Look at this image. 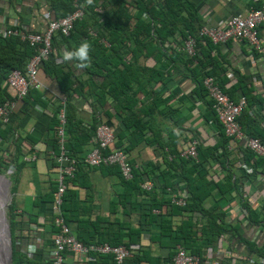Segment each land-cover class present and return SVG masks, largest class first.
Wrapping results in <instances>:
<instances>
[{
	"label": "crops",
	"instance_id": "1",
	"mask_svg": "<svg viewBox=\"0 0 264 264\" xmlns=\"http://www.w3.org/2000/svg\"><path fill=\"white\" fill-rule=\"evenodd\" d=\"M35 1L16 0L13 6H8L5 0H0V24L5 22L6 17L14 23L16 13L21 11L28 15V19H23L24 24H21L23 30H42L47 22L46 14L40 17V13L33 6ZM188 1L192 2L196 14L195 26L222 24L230 15L243 13L254 5L251 0ZM103 4L106 7L113 6L114 1L103 0ZM182 15H185V12H182ZM130 38L128 44L134 48L135 37ZM258 38L264 49L263 26L258 28ZM175 39L176 32L164 39L162 48L167 50L163 51L164 54L151 49L148 42H143V46L137 45L139 51L135 52L133 63L140 65L141 69L134 70L132 66L131 69L122 68L121 77L120 74H116L117 77L113 74L115 87L111 83V92L105 90V94L101 96L102 105L96 102V92H99L98 86L103 80L102 74L89 75L84 69L76 68V62L65 61L63 45H53L52 58L49 56L54 64H61L63 70L69 69L73 80L81 82L79 86L82 92H69L68 97L72 105V121L77 126L88 128L93 121L96 125L99 117L112 128V145L116 147L119 136H124V133L134 127L133 123L126 126L124 122L138 118L139 123L145 125L141 142L125 152L132 167L140 174L141 182L148 181L151 184L149 190H152L155 199L153 203L157 204V208L150 209L149 214L153 215L151 221L147 222L143 215L147 211L150 198L144 194L146 191L140 188L141 182V192L135 195L130 203L121 205L119 196L123 185L119 176L109 172L106 167H89L83 162L84 155L93 144L92 128L87 129L90 136L74 154L78 169L74 179L67 182L66 186L70 195L68 199L71 201L67 225L73 235L77 238L81 236L87 243H100L113 236L119 237L123 245L132 247L133 253L127 258L129 264H167L176 246H181L178 241H174L170 233L174 229H180L184 223L190 226L196 243L201 244L204 241L203 230L207 222L205 214L198 210H180L177 209L179 205H176V209H169L171 215H168L167 206H158L160 201L171 203L172 195L183 196L185 200L187 195L186 190L177 185L172 188H168V185L163 189L160 187L164 179L162 176L172 171L167 165L168 150L176 152L190 137H196L203 147L214 144L219 137V125L215 121L205 119L209 113L206 102L209 98H198L192 92L194 79L185 69L183 56L180 55L182 60L173 57L170 61L168 58L180 49ZM200 49L208 50L205 53H208L209 57L203 59L205 69H212L231 99L247 96L249 103L244 107V111L252 119L251 128L254 132L264 135V51H253L241 39H229L225 43L212 45L211 48L201 46ZM127 56H131V53ZM37 80L41 86L34 90L40 93L41 102L29 98L28 103H24V100L15 99L7 116L6 122L16 125V136H29L34 139L32 144L26 138L21 140L20 148L23 154L28 153L32 146L37 149V157L33 162L16 166L9 204L15 219L19 220L15 234H29L26 238H20L22 250L29 251V248H34L35 251H29L31 256L40 252L45 258L49 256L48 242L55 230L51 201L56 173L54 163L51 158H47L45 152L49 150L48 142L52 136V130L48 127L53 109L58 100H64V96L40 69L37 72ZM77 82L74 85H77ZM92 83L96 86L95 93L90 91ZM119 89H122V92L117 93ZM155 97L160 101L152 107ZM146 108L150 109L149 115L143 113ZM132 114L135 116L132 117ZM122 143L126 145L127 140L123 138ZM226 149V169L209 160L205 163L208 166L206 179L216 181L230 173L234 186L223 194L211 187L201 206L205 211L216 215L217 219L219 218L217 221L229 227V231L215 235L209 245H202L200 256L203 260L216 259L222 264H264V258L251 251L246 243L260 246L264 242V214L258 210L264 197V165L258 159L254 165L252 161V164L246 163L242 156L243 147L240 145L228 143ZM179 169L175 167L176 173L181 172ZM182 173L180 175L183 176ZM183 182L181 179L178 183L182 185ZM243 202L254 208L255 214L252 211L248 214L242 206ZM252 218L257 222H251ZM102 237L103 240H100ZM107 260L95 257L92 253L81 259L67 253L63 264H109Z\"/></svg>",
	"mask_w": 264,
	"mask_h": 264
},
{
	"label": "trees",
	"instance_id": "2",
	"mask_svg": "<svg viewBox=\"0 0 264 264\" xmlns=\"http://www.w3.org/2000/svg\"><path fill=\"white\" fill-rule=\"evenodd\" d=\"M73 1L85 2V13L80 20H77L73 23L72 29L70 30L67 36H63L61 34L53 35L51 47L55 44L56 47L63 45V48L66 52L74 51L76 48L79 47L82 41H87L90 44L91 47L88 53L90 59L86 62L88 66L84 68V70L89 75L102 74L103 76V80L98 86L99 92H96V102L100 105H102L103 103L102 97L105 94V90L107 89L109 93L111 92L109 87L111 86V83L112 86L115 87V85H113V74H115L114 77H117L116 74H120L121 70H123L124 68L131 69L132 66L134 67V70H139V68L141 69L140 65L133 63V56L135 55V52L139 51L137 45L143 46V42H148L150 43L149 45L151 46V49L156 50L157 52H159V54H164L163 51H167L166 49L162 48V43L165 41L164 39H166L168 36L174 35V32H176L175 40L179 43L178 45H180L181 47L182 41L186 37V35H195V32L199 27V25L195 26L196 14L192 2L188 0H113V6L109 5L108 7L103 4V0H92L91 4H89L87 0H36L35 3H33V6L36 11L40 13V17H43V15L46 14L45 19L48 20L49 18H57L70 13L74 8L72 5ZM5 2L8 4V6H13L16 3V0H5ZM182 12H185V15H182ZM16 16L17 18L14 23L9 17H6L5 22L0 25H2V27L4 28H14L21 32H24L25 30H23L21 24H24L23 19H28V15L24 12L18 11L16 13ZM131 20H133V23L130 25ZM90 24H95L97 26V32L95 36H90L87 33V27ZM177 24H180L181 26L177 27ZM31 31L39 32L41 30L31 29ZM25 32H30L29 28H27V31ZM131 36L135 37L134 43H136V46L134 48H131L128 44L129 40L131 39ZM101 39L105 40L108 45H103V43L100 41ZM202 42L204 44H202ZM212 45L214 46L216 44L211 43L205 37H195V53L192 57L186 56L185 53L181 50V48L179 50H176L173 55L168 56L170 61L174 59L173 57H175V59H181L180 55L183 56V60H181L183 61L185 69L189 71L190 76L194 79V86L192 92L198 98H203L204 96H207L205 89L201 84V79L205 75H211L215 77L219 86L222 88L221 83H219L220 81L217 79L212 69H205L206 65L203 59L208 56V53H205V51L208 52V50L205 49V51H202L200 49L201 46H207V48H211ZM150 46L148 48H150ZM33 50L34 49L32 46H30L25 40L20 39L19 36L16 34H0V105L5 100H14L15 98L12 90L9 88L5 81L7 74L11 69H17L22 71L24 63L26 62L27 58L34 52ZM51 52L49 54L50 57L52 56ZM128 53H131V56L128 57ZM49 56L41 62L39 69L48 79L55 83L58 90L64 96V128L66 138L63 147L66 149L70 156L77 159L74 154L76 153V151L80 150L82 144L90 136V134L87 132V129H94L96 125H94L93 121L91 125L88 126V128H80V125L77 126L72 121L73 117L70 112V110L72 109V105L68 101L69 92L81 93L82 90L79 86V84L81 85V82L73 80L71 77V71L69 69L63 70L61 64H54L51 59L52 57L50 58ZM73 62H76L77 64L80 63V61L78 60H73ZM125 72L126 71L124 70L123 73ZM153 72L155 71H152V73ZM75 82H77V85H74ZM92 84L93 86L92 88H90L91 90H89L91 92H94V87L96 86L94 83ZM119 91L122 92V89L117 90V93ZM225 93L228 95L226 91ZM29 98L33 99L35 102H41L40 93L37 90L29 89L25 97L20 100H24V103H28ZM244 98L247 106V103H249L247 102L248 98L247 96H244ZM159 101L160 100L155 97L154 102L151 104V106H156L157 104H159ZM206 102L209 109V113L205 116V119L212 120L217 123L213 110L211 108V101L207 100ZM148 109L149 108L143 110V113L149 115L150 109ZM55 113L56 109H53L51 122L48 127V129L52 130V136L48 142L49 150L45 152V154H47V158H50V151H53L55 153L58 152V148L56 147L55 142ZM133 116H135V114H132V117ZM237 121L245 133L250 136L257 137L264 142V135L259 132H254V130L251 128L252 119L246 113V111H244V108L240 111L237 117ZM131 123L134 124L133 129L130 130L128 133H124V136H119L118 141H116L115 143L116 147L123 146L122 149L126 152L129 148H132L136 146L139 142H141V140L143 139V130L145 128V125L143 123H139L138 118L135 121L131 119L128 123L124 122L126 126L130 125ZM218 135V139L212 145L203 147L199 143L197 144L196 160L189 158L185 159L178 156L167 160V165L169 166L168 168H171L172 171L171 173L162 176L164 177V179L163 183L160 185L161 189H163L165 185H168V188H172L174 185H177L178 187H180V189L184 188L187 192L186 202L184 206H177V209L189 211L198 210L207 216L206 227H204L203 230L204 241L201 244L196 243V241L194 240V235L190 230V226L187 223H184V225L180 227V229H174L170 233L174 241H178L183 248L197 255L200 259V249L202 245H209L215 235L221 234L225 231H229V227H225L217 221L219 220V218L217 219L216 215L205 211L201 206L202 200L207 196V194H209L211 187H215L221 194H223L234 186V182L231 181L230 173H227L222 178L224 180L223 182L220 181L222 179H218L216 181L206 179L208 166L205 163L209 160L217 162L220 167L226 169L224 163L227 157V138L224 136L220 125ZM25 138L28 139L31 144L34 143V139H31L29 136L20 138L18 135L16 136L15 124L2 122L0 120V172L4 173L8 163H12L14 166L12 175H14L16 166L25 163L22 160L19 161V157L21 158L23 154V151L20 148L21 140ZM123 138L124 140H127L126 145H123L122 143ZM242 151V156L244 157L246 163L252 161L254 165L257 159L260 160L258 157H255L250 150L243 148ZM168 153L174 154L175 151L169 149ZM130 164L132 167L131 162ZM103 167L108 168L109 172L116 173L120 178V181L123 185V191L119 196V203L121 205L125 203H130L132 198H134L135 195L141 192V189L139 188L141 177L137 170H135L133 167L132 177L129 180H124L121 178L118 172V168L115 165ZM175 167L180 168L179 172L181 170L180 173L183 172V176L180 175V173H176ZM77 169L78 165L76 163L74 175L67 182H71L74 179L77 173ZM5 178L10 183V179L6 176ZM181 179L184 180L182 185L178 183ZM12 182L13 178H11V183ZM9 189L12 193L13 185L11 187L9 186ZM54 189L55 185L53 187V191ZM68 192L69 191L66 188L63 193L62 203L60 206L62 216L66 223L68 222L70 217L69 202H71L68 199L70 198ZM144 194H146L148 198H150L147 202V211L143 214L145 220L149 222L153 218V215L149 214L150 209L152 207L157 208V204L155 205V203H153L155 202V199L152 195V190H149L148 192L146 191ZM160 202H158V206H167L168 215H171V211L173 208L176 209V205L168 201ZM242 206L248 214L251 213V211L253 212V214H255V209L249 206L248 203L243 202ZM258 210L259 212H262L264 214V197L262 198ZM7 212L11 242L10 264H49V256L44 258V256L40 252H36V255L31 256L30 253L27 254V252L22 250L20 238H26L29 236V234H15L16 225L19 220L15 219L14 213L11 212L10 204H8ZM250 221L255 223L257 222V220L253 218L250 219ZM232 229L234 230V228ZM77 239L83 243L88 242L81 236ZM100 240H103V237L100 238ZM105 242L109 244H122L121 239L117 236H113L112 238L105 240ZM51 243L52 241L50 240L48 242L49 248L51 246ZM246 243L248 244L251 251L255 252L258 256L264 258V242L260 246H254L252 244H249L248 242ZM92 255L98 258L101 257L106 260L108 259L107 261H109V264H112V258L109 255ZM171 255L169 256V259ZM128 259L125 260L126 264H129Z\"/></svg>",
	"mask_w": 264,
	"mask_h": 264
},
{
	"label": "built area",
	"instance_id": "3",
	"mask_svg": "<svg viewBox=\"0 0 264 264\" xmlns=\"http://www.w3.org/2000/svg\"><path fill=\"white\" fill-rule=\"evenodd\" d=\"M256 6L249 7L243 13L232 14L219 25H200L195 35L187 34L182 41L181 50L186 56L192 57L195 53V37H205L213 44H222L229 39H241L245 41L253 51L263 52L258 38V28L264 27V0H251ZM73 10L65 16L49 18L44 28L39 32H21L14 28H4L0 25V34H16L20 39L25 40L33 47V53L24 63L23 70L11 69L6 76V83L12 90L15 98L20 100L25 97L29 89H39L40 83L37 80V72L41 62L46 59L51 50L52 36L61 34L67 36L72 29L73 23L80 20L85 13V2L73 1ZM2 27V28H1ZM97 26L90 24L87 33L95 36ZM103 45L108 43L101 39ZM201 84L205 89L206 95L211 101V108L217 123L220 125L228 143L240 145L250 150L255 157H258L264 165V142L254 136L245 133L237 121L240 111L246 106L244 96H239L236 100L231 99L219 86L215 77L205 75L201 79ZM14 100H5L0 105V120L7 121L8 113L14 104ZM65 102L58 100L56 109V130L55 142L58 152L50 151L49 156L55 165V189L52 192V223L55 231L51 237L49 248V264H63L64 256L67 253L73 254L79 259L86 258L90 253L99 255H109L112 264H126L125 260L133 253L132 247L123 244L83 243L78 240L70 231L64 221L61 211L62 196L66 190L67 181L74 175L77 160L70 156L63 147L65 134ZM97 117V116H96ZM97 124L93 129L92 147L83 157V162L89 167L115 165L119 175L124 180L132 177V167L127 153L119 147H113V131L110 125L101 121L97 117ZM199 143L196 137H190L174 154L166 153L167 160L175 156L196 160V146ZM37 157V149L31 147L28 153L21 156L25 163L33 162ZM14 167H8L5 172L12 173ZM249 170V169H248ZM140 188L148 191L151 184L142 181ZM171 203L184 206L185 197H170ZM153 211H156L153 209ZM34 241V239H32ZM29 244V243H28ZM31 244V243H30ZM29 254V251H25ZM167 264H222L216 259H200L197 255L189 252L182 246H176Z\"/></svg>",
	"mask_w": 264,
	"mask_h": 264
},
{
	"label": "clouds",
	"instance_id": "4",
	"mask_svg": "<svg viewBox=\"0 0 264 264\" xmlns=\"http://www.w3.org/2000/svg\"><path fill=\"white\" fill-rule=\"evenodd\" d=\"M89 4L92 3V0H87ZM90 44L87 41H82L78 48H76L74 51H66L63 55V59L65 61H73L78 60L80 61L79 64H76L75 67L78 69H84L88 66L86 63L89 61V49ZM29 251H35L34 248H29Z\"/></svg>",
	"mask_w": 264,
	"mask_h": 264
},
{
	"label": "bare ground",
	"instance_id": "5",
	"mask_svg": "<svg viewBox=\"0 0 264 264\" xmlns=\"http://www.w3.org/2000/svg\"><path fill=\"white\" fill-rule=\"evenodd\" d=\"M7 179L5 178V176L0 175V197L4 196L5 198V206L7 204V200H8V196H9V185H7ZM10 184V183H9ZM3 217V213H0V220H2L1 218ZM7 234V233H6ZM3 230L2 227L0 225V235L4 238L3 239V243H0V264L3 262V264H5L6 262V256L7 255V247H8V239H7V235H6ZM2 247V248H1Z\"/></svg>",
	"mask_w": 264,
	"mask_h": 264
},
{
	"label": "rangeland",
	"instance_id": "6",
	"mask_svg": "<svg viewBox=\"0 0 264 264\" xmlns=\"http://www.w3.org/2000/svg\"><path fill=\"white\" fill-rule=\"evenodd\" d=\"M8 167H12L13 168L14 166H13L12 163H8L6 169ZM2 174L10 179V184H9L8 181L7 182L5 181V182L7 183V185H9L11 187L14 184V175H12V173H6L5 171H4V173L0 172V175H2ZM11 178H13V182L12 183H11ZM10 196H11V192H10V189H9V196H8V200H7L6 206H5V198H4V196L0 197V213H3V216H5V217L1 218L2 220H0V225H1L2 230H3V232L5 234H6V219H7V224H8V215H7L8 212H7V210H8V204H9ZM5 210H6V212H5ZM8 229H9V225H8ZM3 239L4 238L0 235V243L1 242L3 243ZM10 244H11V242H10ZM0 254H1V251H0ZM3 262H4V260H3ZM3 262L1 264H3Z\"/></svg>",
	"mask_w": 264,
	"mask_h": 264
},
{
	"label": "water",
	"instance_id": "7",
	"mask_svg": "<svg viewBox=\"0 0 264 264\" xmlns=\"http://www.w3.org/2000/svg\"><path fill=\"white\" fill-rule=\"evenodd\" d=\"M6 233H7V239H8V247H7V255H6L5 264H10L11 263V244H10V232L8 229L7 219H6Z\"/></svg>",
	"mask_w": 264,
	"mask_h": 264
},
{
	"label": "flooded vegetation",
	"instance_id": "8",
	"mask_svg": "<svg viewBox=\"0 0 264 264\" xmlns=\"http://www.w3.org/2000/svg\"><path fill=\"white\" fill-rule=\"evenodd\" d=\"M2 248V247H1Z\"/></svg>",
	"mask_w": 264,
	"mask_h": 264
}]
</instances>
